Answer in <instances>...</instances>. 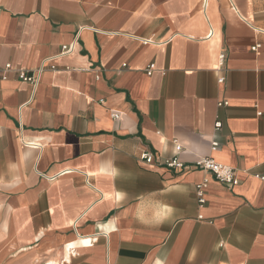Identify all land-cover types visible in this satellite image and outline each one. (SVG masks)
Masks as SVG:
<instances>
[{"label":"crops","instance_id":"0c3cea01","mask_svg":"<svg viewBox=\"0 0 264 264\" xmlns=\"http://www.w3.org/2000/svg\"><path fill=\"white\" fill-rule=\"evenodd\" d=\"M8 64L0 264H264V0H0Z\"/></svg>","mask_w":264,"mask_h":264},{"label":"built area","instance_id":"2783aa9c","mask_svg":"<svg viewBox=\"0 0 264 264\" xmlns=\"http://www.w3.org/2000/svg\"><path fill=\"white\" fill-rule=\"evenodd\" d=\"M144 44H153V41H143ZM71 46H63L62 50L65 54H68L71 52ZM259 48V45L254 47L253 50L256 51ZM225 59H226V54L223 52L220 56H219V64L220 67L224 66L225 63ZM124 67H126V65H123ZM53 70H56L55 66H52ZM155 69V65H150L147 69V74L149 76L152 75L153 70ZM13 70L12 65L8 64L5 67V70L3 72V74H0V78L2 79H7V75L10 71ZM44 70V67H41L39 70L33 72V73H28V71H26L25 69H17L16 70V74L18 79L24 81V82H28L30 83L34 89H36L40 83V79H41V74ZM225 79L224 77H221L218 82L219 84L224 83ZM228 102L224 101V102H220L218 104L219 107L222 106H227ZM112 118L113 120L117 121L121 118V114L119 113H112ZM222 128V123L220 121H217L215 124V129L216 131L220 130ZM26 146H30V147H34L36 149L41 148L40 146L31 143L29 141L25 142ZM218 143L213 142L212 143V149L216 150L218 148ZM182 150V147L180 145H177L176 147V152L180 153ZM140 160L145 163V164H153L154 162V156L151 153L148 152H142L140 154ZM165 165L170 168V169H175V170H182V169H189L188 166H185L182 162L179 161V159L177 157L167 160L165 162ZM192 167L196 168V169H200L206 172H210L212 173L215 178L225 184H229V185H237L239 183L238 179L236 178V170L230 166H226L223 164H220L218 162H216L214 159L210 158V157H202L199 158L198 160H196ZM257 178H260L262 180H264V177H260L257 175ZM208 188V181H204L202 184L197 185L196 190H197V197H198V205L199 208H203L206 204V189ZM199 219H202V216H199Z\"/></svg>","mask_w":264,"mask_h":264}]
</instances>
